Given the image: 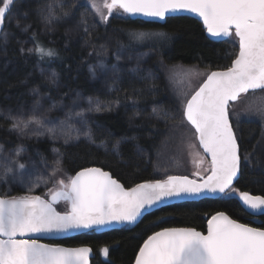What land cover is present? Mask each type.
I'll list each match as a JSON object with an SVG mask.
<instances>
[{
    "label": "trees",
    "instance_id": "trees-1",
    "mask_svg": "<svg viewBox=\"0 0 264 264\" xmlns=\"http://www.w3.org/2000/svg\"><path fill=\"white\" fill-rule=\"evenodd\" d=\"M48 5H52L53 14L61 19L73 17L81 23L83 21L81 30L85 46L73 51L65 48L61 42L56 43L62 41L61 26L57 28L59 39L55 43L46 41L41 34L30 37L34 48L40 46L53 50L55 55L52 57H41L33 52V56L28 58L18 50L17 43L11 42L6 54L12 64L0 69V88L3 90L0 98H4L5 93L10 98H5L1 103L12 106L16 98L25 97L31 88L59 98L53 85L37 72L34 65L36 60L57 74L59 83H63L69 93L80 89L100 97L102 105L104 102L103 110L89 121V132L95 143H89L85 137L78 140L70 138L67 144L64 140L20 138L11 130L12 121L0 115V144L6 148L20 146L29 151L47 174L49 168L56 166L59 157V166L68 174L73 175L85 167L100 166L110 171L125 187L165 177L167 174L161 175L160 171L154 170L159 149L165 145L175 147V144H169L172 135L178 133L177 130L172 131L175 127L186 123L192 131L194 129L183 117L184 105L176 100V95L180 93L174 84L165 82V72L158 74L154 70H160L162 61L186 65L197 63L210 69L227 68L238 51V42L234 37L222 41L209 39L201 22L189 16L168 17L163 24H158L113 13L105 23L101 18H96V13L86 0H17L14 7L27 14L31 23H35L48 14ZM64 12H69V15L64 17ZM3 29L4 26L0 34ZM153 30L162 31L169 41L155 46L157 43L150 38L137 40L134 35L136 32ZM120 48L137 52L152 49L153 53L145 60L143 68L134 70L133 74L125 70L107 89L91 82L90 65L99 62L111 65L115 62V52ZM231 122L241 156L240 176L234 187L239 191L264 195V142L259 137L261 124L249 119L238 120V123L231 119ZM176 142L177 139L174 140ZM138 149H143L145 154H140ZM245 156L249 158L245 160ZM205 160L208 162V159ZM1 190L5 191L2 186ZM21 193L18 187L5 194L0 192L2 195ZM35 193L43 192L37 190ZM59 207L64 209L66 204L62 202L58 204ZM218 211L264 228V215H250L235 196H220L173 203L146 214L135 225L127 224L101 233L84 232L59 243L90 246L93 251L91 264H132L140 245L152 232L164 227H194L205 231L207 219ZM104 247L109 248L107 256L101 251Z\"/></svg>",
    "mask_w": 264,
    "mask_h": 264
},
{
    "label": "snow or ice",
    "instance_id": "snow-or-ice-1",
    "mask_svg": "<svg viewBox=\"0 0 264 264\" xmlns=\"http://www.w3.org/2000/svg\"><path fill=\"white\" fill-rule=\"evenodd\" d=\"M86 2L105 23L113 13L161 21L172 14H195L210 37H234L238 42L239 50L231 65L208 72L183 106V117L195 129L199 146L210 157L206 169L209 174L199 179L169 175L166 179L125 189L109 172L99 167H85L67 182L58 181V190L49 189L45 197L32 194V187L24 195L2 196L0 264H88L91 252L88 247L51 246L24 237L133 224L142 210L172 197H197L206 193L223 197L238 195L248 208L264 209V196L238 192L234 187L241 171V156L229 111L231 104L242 96L257 90L264 93V0H103L102 6L97 0ZM14 3L15 0L0 2V28ZM47 8L46 24L61 19L53 14L52 5ZM68 15L69 12H64V17ZM144 35L139 33L136 38L142 39ZM28 52L41 57L55 55L53 50L40 46ZM90 71L95 74L93 69ZM50 80L55 81L54 73ZM102 110L99 105L95 108V111ZM259 110L264 112V107ZM32 124L43 126V118L15 119L12 129L24 133ZM83 135L89 143H95L88 132ZM68 142L66 139L65 143ZM20 153L18 149L16 156ZM203 162L202 158L200 163ZM56 164H61L59 157ZM3 167L6 174L14 172L7 162ZM18 167L24 169L25 165L20 163ZM12 179L15 181L18 177ZM61 201L67 204V210H57L55 205ZM101 251L107 256L109 248ZM134 264H264V228L239 223L218 212L208 220L206 234L193 228L171 227L148 236L135 255Z\"/></svg>",
    "mask_w": 264,
    "mask_h": 264
},
{
    "label": "rangeland",
    "instance_id": "rangeland-1",
    "mask_svg": "<svg viewBox=\"0 0 264 264\" xmlns=\"http://www.w3.org/2000/svg\"><path fill=\"white\" fill-rule=\"evenodd\" d=\"M97 2L102 6V0H97ZM47 15H44L39 22L31 23L27 18V14L25 15V13L20 12L17 7H11L10 11L6 13L4 29L0 34V69H6L12 64L6 54V51L11 46V42L14 41L17 43L18 50L23 56L31 58L33 52H28V49H33L34 43L30 37L41 34L46 41L55 43L54 41L59 39L57 28L60 26L63 37L62 41L59 40L56 43L61 42L65 48L73 51L85 46L84 35L81 30L82 23L79 19L69 17L55 20L51 24H46L44 17ZM96 18H100V16L96 14ZM139 33L145 34L142 39L150 38L152 42H156L157 44L155 46L161 42L165 41L167 43L169 41L162 31H140L134 33L135 37ZM152 53V49L137 52L120 48L115 52V62L111 65H106L103 62L90 65L89 69H93L95 73L93 74V71H90V81L107 89L110 86L109 84L118 76H122L125 70L133 74L134 70L143 68L145 60L152 57L150 56ZM154 63L156 64L157 60ZM34 65L37 72L53 85L60 96L59 98H54L47 94H41L38 90L31 88L25 97L16 98L14 104L10 106L1 103L5 98L6 100L10 98V95L5 93L4 98H0V115L9 118L12 124L15 119L28 120L33 118V116L37 119L43 118V126L32 124L24 130V133L13 130L11 127L12 132L20 138H46L64 141L66 139L70 141V137L74 140L78 135L79 138L85 137L83 135L85 132L90 134L89 121L93 120L101 112L95 111V108L97 105L101 109L104 107V102L102 105L100 97H94L80 89L69 93L66 86L63 83H59L57 74L40 65L36 60H34ZM210 70L212 69L202 67L197 63L186 65L180 62L170 64L162 61L160 70H154V72L158 74L165 72L167 76L165 82L174 84L176 90L180 93L176 95V100L184 105L189 94L195 90L199 82ZM154 72L152 73L153 75L155 74ZM53 73L55 74L54 82L50 80ZM2 91L0 88V94H3ZM262 107H264V93L260 91L250 92L242 96L239 101L234 102L231 107V119H233L234 123H238L237 121L241 119L259 121L261 124V134L259 137L264 142V112L259 110ZM34 108L36 109L35 113H33ZM178 125L176 124V126ZM49 129H54V132H49ZM175 130L178 133L172 135L169 143L170 145L175 144V147L171 148L169 145H165L159 149L156 162L157 166H154V170L160 171L161 175H169L172 173L189 174L193 177L205 175L210 162H206L205 160V155L196 140L195 131H192L186 123L181 124V127L172 129L173 132ZM175 139H177L176 143H174ZM18 149L21 150V153L19 156H16ZM138 152L145 154L143 149H138ZM202 158L204 162L200 163ZM6 162L14 168L13 173H5L3 165ZM20 163L25 165L24 169H19L18 165ZM58 167L59 170H57ZM193 173L197 175L194 176ZM13 176L18 177V179L14 181L12 179ZM70 176L72 175L66 173L57 164L54 168H49L47 174L29 151H26L20 146L6 148L0 144V177H2L0 179V186L5 189V191H0L2 194L11 191L13 187H18L22 193L16 195H24L28 191V188L32 187V194H39L35 193V191L42 190L43 193L40 195L45 197L48 195L49 189L53 191L58 190V181L64 180L67 182ZM36 184L39 186L35 187L34 185ZM10 195L14 196L15 194ZM59 210L63 209L59 207Z\"/></svg>",
    "mask_w": 264,
    "mask_h": 264
},
{
    "label": "water",
    "instance_id": "water-1",
    "mask_svg": "<svg viewBox=\"0 0 264 264\" xmlns=\"http://www.w3.org/2000/svg\"><path fill=\"white\" fill-rule=\"evenodd\" d=\"M173 16H189V17H193L194 19L198 20L201 22L202 24V27L204 28L203 26V22L197 17L195 16V14H191V13H180V14H172V15H169L168 17H173ZM130 19L132 20H141V21H144V22H150V23H158V24H163L165 20L161 21V20H157V19H151V18H147V17H143V16H128ZM4 26V24H3ZM3 28V27H2ZM0 28V30L2 29ZM204 32H205V35L211 39V40H214V41H222L226 38H213V37H210L209 34L207 33L206 29L204 28ZM239 50V49H238ZM238 52V51H237ZM235 58V57H234ZM231 65V64H230ZM229 67V66H228ZM226 68H219V69H212L211 71H219V70H224ZM209 71V72H211ZM206 79V76L203 78V80L201 81V83H203V81ZM200 83V84H201ZM199 84V85H200ZM199 85L198 87L191 93L194 94V92L196 90H198L199 88ZM191 95L187 98V99H190L191 98ZM187 101V100H186ZM186 103V102H185ZM184 103V104H185ZM185 119V118H184ZM186 121V119H185ZM187 122V121H186ZM188 123V122H187ZM232 123V122H231ZM190 125V124H189ZM191 126V125H190ZM233 126V125H232ZM192 127V126H191ZM193 128V127H192ZM194 129V128H193ZM234 130V128H233ZM195 131V129H194ZM197 142H198V145H199V141L197 139ZM200 147V146H199ZM240 148V147H239ZM200 149L202 150L203 152V149L200 147ZM204 153V152H203ZM204 155L206 156V154L204 153ZM207 157V156H206ZM210 161V157H207ZM89 167H99L101 168L103 171H106V172H109V174L111 175V177L115 180H117L112 174L110 171L106 170V169H103L102 167L100 166H89ZM83 169V168H82ZM80 169V170H82ZM78 170V171H80ZM76 173V172H75ZM75 173L73 175H75ZM209 173L207 172L205 175H200V176H207ZM72 175V176H73ZM169 175H178V176H188L190 179H199L200 176L198 177H193V176H190L189 174H180V173H172V174H169ZM169 175H166L165 177H161V178H157V179H152V180H146V181H142L140 183H145V182H151V181H155V180H162V179H166L167 176ZM240 176V174H239ZM239 178V177H238ZM125 189H128V188H132V187H135L137 184H140V183H137L131 187H125L119 180H117ZM237 179L234 181V184L236 183ZM238 190V189H237ZM246 191V190H245ZM239 192V191H238ZM249 192L251 195H261V194H255V193H252L250 191H247ZM34 195H40V194H34ZM2 196H11V195H1L0 194V197ZM14 196H20V195H14ZM41 196V195H40ZM221 194H213V193H206V194H203L201 196H197V197H172V198H169L168 200L164 201V202H161V203H158L157 205H154L153 207L151 208H147L146 210H142V214L140 217H138L137 221L134 222L133 224H129V225H135L137 224L146 214L154 211V210H157L161 207H164V206H167V205H170V204H173V203H180V202H185V201H199L201 199H205V198H217V197H220ZM232 196H235L237 198V200L239 201L240 205L242 206V208L247 212L249 213L250 215L254 216V217H259L261 215H264V209H258V210H253V209H250L248 208L246 205L243 204L242 201L239 200L238 198V195H232ZM261 196H264V195H261ZM44 197V196H42ZM48 198H50V196H48ZM56 206V205H55ZM58 210V209H57ZM67 210V209H66ZM58 211H61V210H58ZM62 211H65V210H62ZM218 212H224V211H218ZM216 212V213H218ZM216 213H214L213 215H215ZM226 215H228L226 212H224ZM211 215L208 219H207V222H206V228H205V231H202L200 229H196L194 227H177V228H193L197 231H200L202 233H205L207 232V224H208V220L211 219V217L213 216ZM231 219H234L232 218L230 215H228ZM236 220L237 222L239 223H244V224H248L249 226L251 227H258V228H262V227H259V226H256V225H252V224H249V223H246V222H243V221H239L237 219H234ZM127 224H122V225H118V224H113L111 227H104V228H93V229H80V230H70L68 232H59V233H41V234H30L29 236H26L24 238L26 239H36L39 243H43V244H48V245H51V246H58V247H64V248H78V247H88L91 249L90 246L86 245V244H82V245H76V246H71V245H65V244H62V243H59L60 240H63V239H66V238H70V237H73V236H76V235H79V234H82L84 232H89V231H94L96 233H101V232H105V231H110L112 229H116V228H120L122 226H125ZM164 228H171V227H164ZM164 228H161V229H158L154 232H152L151 234H149L148 236L154 234L155 232L157 231H161L163 230ZM148 236L145 238V240L148 238ZM19 238V237H18ZM144 240V241H145ZM143 241V242H144ZM143 242L140 246L143 245ZM105 248V247H104ZM140 248V247H139ZM139 251V249H138ZM137 251V253H138ZM136 253V254H137ZM104 255V254H103ZM93 256V251L91 249V252L89 254V257H88V264H91V258ZM105 256V255H104ZM135 260V258H134ZM134 264V261L133 263Z\"/></svg>",
    "mask_w": 264,
    "mask_h": 264
},
{
    "label": "flooded vegetation",
    "instance_id": "flooded-vegetation-1",
    "mask_svg": "<svg viewBox=\"0 0 264 264\" xmlns=\"http://www.w3.org/2000/svg\"><path fill=\"white\" fill-rule=\"evenodd\" d=\"M16 1H17V0H15V3H16ZM15 3H14L11 7H13V6L15 5Z\"/></svg>",
    "mask_w": 264,
    "mask_h": 264
}]
</instances>
